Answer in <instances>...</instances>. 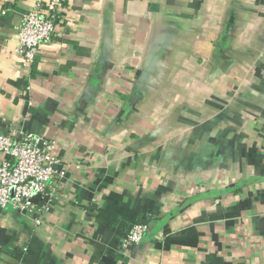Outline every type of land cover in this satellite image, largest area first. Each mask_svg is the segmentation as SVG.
I'll return each mask as SVG.
<instances>
[{"label": "crops", "instance_id": "1", "mask_svg": "<svg viewBox=\"0 0 264 264\" xmlns=\"http://www.w3.org/2000/svg\"><path fill=\"white\" fill-rule=\"evenodd\" d=\"M52 1L0 0V135L66 165L0 207V264H264V0H56L28 66Z\"/></svg>", "mask_w": 264, "mask_h": 264}, {"label": "built area", "instance_id": "2", "mask_svg": "<svg viewBox=\"0 0 264 264\" xmlns=\"http://www.w3.org/2000/svg\"><path fill=\"white\" fill-rule=\"evenodd\" d=\"M59 2L53 0L45 14L37 4L24 14L17 30L20 54L28 66L34 63L41 45L48 41L55 30ZM53 142L32 133H21L16 139L0 135V154L7 157L0 162V207H11L19 212L36 211L34 196H45L50 181L66 174V165L55 153ZM146 233V226L134 224L123 247L139 243Z\"/></svg>", "mask_w": 264, "mask_h": 264}]
</instances>
